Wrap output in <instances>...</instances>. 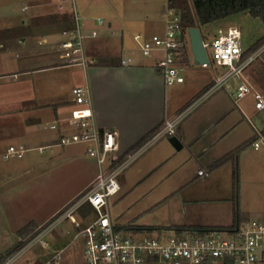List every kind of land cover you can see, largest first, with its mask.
<instances>
[{
	"label": "crops",
	"instance_id": "obj_1",
	"mask_svg": "<svg viewBox=\"0 0 264 264\" xmlns=\"http://www.w3.org/2000/svg\"><path fill=\"white\" fill-rule=\"evenodd\" d=\"M61 3L62 0H23L19 12L27 13L26 15L0 17V49L3 48L4 50H0V67L4 71L13 72V74H0V78L4 79L0 84L3 89L0 90H8L7 93H3L2 97H0V253H5L14 246L19 239L18 231L23 226L30 221H36L41 226L48 223L66 205L83 193L97 176V163L94 158L88 155V147L85 143L67 146L57 145L60 135L71 130L69 126L70 116L75 106L72 93L74 86L86 83L90 84L97 122L101 127H115L120 130L121 153H124L135 147L157 129L165 119V115H168L167 111H164L165 103L162 106L166 93L165 89L170 86H175L178 89L187 81L189 73L184 74V72L191 68L192 64L195 67L197 66V68L200 66L193 58L191 47H186L178 58V64L183 68L182 73L185 76V81L166 86L163 74L156 66L157 56H145L141 49V43L137 47H128V51L126 52H124L125 47L122 44V50H119L122 52L121 54L118 52L117 55L114 53L109 56L110 58H104L100 56V53L106 50L103 47L107 45L111 48L114 47L112 42L107 41V43H94L97 51L92 56L95 62L102 61L106 65H95L90 62L89 66L88 64L87 66L83 65V69L75 71L72 69L73 73L77 75L76 81L72 86H64L65 82L63 80L60 83L51 82V76L49 77L48 75L35 77L33 75L35 72L64 70L68 66H74L66 64L63 60V51L59 47V41L62 39L60 35L63 32L59 29L61 24L60 22L52 21L50 17L52 14L63 12L60 9ZM36 6H43L52 11L48 13L38 12ZM68 6L69 4L65 3L66 9L69 8ZM42 15H47L43 16L44 19L52 21L49 24L52 28L50 30L45 28L46 31L38 38L37 42L39 45L51 43L47 52L41 56L49 59L54 64H51L52 66L45 64L29 66L27 62L32 60V55L22 58L18 51L15 52V55H12L11 50L19 47L22 48L23 46H26L31 54L37 50V47L32 45L34 36H31L32 33H24L22 26L27 25L30 21L41 18ZM87 19L85 27L88 28L91 25L90 21L92 19ZM98 22L99 26L104 23V21L100 22V20ZM164 25L163 20V26L159 29L153 19H149L148 16L142 28H140L141 30L135 36L138 38V35L150 36L154 33L161 34L164 32ZM230 25L237 26L235 24ZM115 26H119V22L116 19L115 21H108L109 28L112 29ZM94 31L92 34L96 36L97 31L96 34H94ZM58 34L60 38L56 37ZM41 41L46 42L40 43ZM87 49L89 52L88 47ZM123 60L129 61L125 64ZM120 62L122 63L121 65L115 64ZM185 65H188L186 69ZM214 66L216 67L214 68V72L203 71L199 79H192L189 84L193 86V90L184 97L185 99L183 98L184 101L180 100V102L169 106L168 113L173 114L179 111L189 100L201 93L215 80L217 70L220 68L224 69V67ZM34 67L39 68L32 69ZM19 71H22V73ZM194 72L198 71H192V73ZM9 75L12 76L13 81L5 80ZM19 75L27 77L18 80ZM250 75L251 73L246 72L244 74L245 79L255 89L261 91L251 80ZM28 83L31 89L29 92L24 91L23 93L22 89ZM236 83L237 80H233L229 87L223 88L224 95L227 94L230 97L244 118L254 127L251 118L240 108V99L237 100L234 97ZM157 86H159L160 90L164 88V93L159 91L156 93L154 90H156ZM42 87L47 91L41 92ZM156 100H158L159 105H157ZM157 106H159V112H157ZM236 110L235 108H230L226 103H221L207 118L206 122L202 124V127H198L197 132L193 133L194 138H199V142L210 135L201 144V147H203L201 149L208 151V153L204 152V154H208V157H200L201 159L205 158L206 167L201 166L199 170L206 168L209 174L212 170L214 174L216 170L221 169L223 166H228V164L234 166L233 161L220 166H216L215 163L226 153L244 142L248 136L244 134L243 130H239L241 125L238 122L234 121L232 124L226 123L231 114L236 112ZM55 120H60V125L57 129L51 128ZM44 129H50L51 131ZM190 134L191 128L182 124L176 135H174L179 140L180 149L186 147ZM230 136H232L231 139L226 142ZM253 136L249 138L251 139ZM10 145H25L33 148L30 151L38 150L37 147L39 146H46L47 148L43 152L38 150L40 154L38 156L25 157V155L22 158L11 157L5 159L4 155ZM220 145L222 146L219 147ZM216 147H218V151L210 154ZM244 154L245 150L240 154L239 164L243 162ZM194 156H199V153H196ZM71 168L77 170V174L73 177L77 181L68 191L67 187L70 185L69 171ZM233 172L234 175L232 177L235 182V170ZM197 175L208 176V174L200 175L199 173ZM54 180L61 181L63 189L61 188L60 192L62 193L60 195H63L64 198L59 200L55 207L51 205L48 208H44L43 206L36 205L35 203L41 190L48 185H53ZM78 217H83L84 220L85 215L80 211ZM258 217H264V213H261V216ZM250 219L252 218L246 216L243 219H238L237 223L240 225ZM66 221L75 227L70 220H65L60 225H65ZM236 221V217L234 216V222L225 226H231ZM128 225L130 224L120 225L116 223L115 227L127 233H143V231L136 229H126L125 227ZM180 226L225 227L222 225L182 224L174 226L172 230H176V227ZM55 230L53 229L51 232L53 233ZM70 230L65 225L60 233H55L53 236L55 243L60 244L64 239L70 237ZM74 239L70 240L69 243ZM57 247L60 246L56 245L55 249Z\"/></svg>",
	"mask_w": 264,
	"mask_h": 264
},
{
	"label": "rangeland",
	"instance_id": "obj_2",
	"mask_svg": "<svg viewBox=\"0 0 264 264\" xmlns=\"http://www.w3.org/2000/svg\"><path fill=\"white\" fill-rule=\"evenodd\" d=\"M75 3L84 36L85 54L87 59L91 60L93 54L97 51L94 47V43L97 42L107 43L109 41L114 44L113 48L108 45L103 47L106 50L100 53V56L104 58H110V55L114 53L117 55L118 52L121 54L122 44L125 47L124 52L128 51V47H137L142 43L143 38H136L135 35L141 30L140 28H142L148 16L149 19H153L160 29L163 26V12L167 0H75ZM22 4L23 0H0V17L26 15L27 13L19 12ZM70 5L68 9L72 12L73 9ZM36 8L38 12L48 13L52 11L43 6H36ZM43 16L47 15H42L41 18L30 21L27 25L22 26L23 31L27 30L30 32L29 34L32 33L31 36H34L32 45L37 47V50L32 54L26 46L11 50L12 55H15V52L18 51L22 58L32 55V60L27 62L29 66L44 64L52 66L51 64H54L49 59L41 56L47 52L51 43L48 42L39 45L37 42L38 38L46 31L45 28L48 30L52 28L49 25L52 21L44 19ZM87 18L92 19L90 21L91 25L88 28L85 27ZM115 19L119 22V26H115L112 29L109 28L108 21H115ZM98 20H103L104 23L99 26ZM230 24H235L241 29L244 50L250 49L264 36V22L260 18L253 17L248 11L240 12L203 25L201 30L204 37L209 41L215 36L219 27L227 28L231 26ZM93 29L97 31L96 36L92 34ZM60 36L62 37V34ZM56 37L60 38L59 34ZM87 47L89 48V52ZM0 50L4 51L3 48ZM208 51L211 53L210 47ZM192 65L191 68L184 72V74L189 73L185 84L178 89L175 86H170L165 89L166 93L162 101V106L165 103L164 111H167L169 117L178 112L173 114L168 113L169 106L180 102V100L184 101V97L193 90V86L189 84L192 79L195 78L197 80L203 71L214 72V68H216L213 64L210 67H202L200 65L199 68L197 66L195 67L194 64ZM187 66L185 65V69ZM35 68L39 67L32 69ZM72 69L74 71L83 69V65L75 64L73 67L68 66L64 70L41 71L35 72L33 75L35 77L48 75L49 77L51 76V82L60 83L63 80L65 82L64 86H72L77 76L73 73ZM192 71L198 72L192 73ZM223 71L224 69L222 68L218 69L215 77L222 74ZM19 72L22 73V71ZM246 72L251 73V80L264 92V52L248 67ZM0 74H13V72L4 71L0 67ZM10 76L5 80L13 81L12 76ZM26 77L25 75H19L18 80ZM2 80L4 79L0 78V84ZM0 89H3L2 85H0ZM30 89L31 87L28 83L23 87L22 92H29ZM7 91L0 90V97H2L1 95L3 93H7ZM46 91L42 87L41 92ZM154 91L156 93L157 91L164 93V88L160 90L159 86H157ZM223 95L224 89L218 90L194 107L179 123L177 131L182 124L191 128V134L185 148L178 150L170 142L169 136H163L147 148L118 176L122 188L119 193L109 198V210L115 224L161 226L164 227L162 232L155 230L152 233L155 235L165 234L166 236H170L174 233L172 230L173 227L182 224H202L204 226L230 225L234 222L235 209H238L239 212L238 219H243L246 216L256 218L261 216V213H264V144L260 149H255L254 143L244 149L243 162L239 164L238 206L233 197L234 178L232 176L234 175L233 171L235 167L232 164L223 166L221 169L216 170L214 174L213 170L210 174L208 171V176L197 175L199 167H206L205 158L201 159L200 157H208V154H204V152L208 153V151L201 149L203 148L201 144L210 135L199 142V138H194L193 133L197 132L198 127H202V124L206 122L207 118L221 103H226L230 108L237 109L236 112L231 114L226 123L232 124V122L236 121L241 125L239 130H243L244 134L248 135L241 144L247 142L250 139L249 137L256 134L255 127L264 129V112L258 114L255 111L256 100L254 98V91L239 100L240 108L251 118L254 127L244 118L230 97L227 94ZM193 99L189 100L185 105ZM156 102L159 105L158 100ZM157 112H159V106H157ZM44 130L51 131L50 129ZM231 137L227 138L226 142ZM217 151L218 147L210 154L216 153ZM196 153H199V156H194ZM38 155H40L39 151L33 150L27 152L25 157ZM74 169L71 168L69 171L70 185L67 187L68 191L77 181V179L74 180L73 178L77 174V170ZM202 169L207 170L206 168ZM53 182H50L53 185H48L41 190V193L37 197L36 205L43 206L44 208H48L51 205L55 207L58 201L64 198L63 195H60L62 193L60 192L61 188L63 189L61 181L54 180ZM80 219L83 220V217ZM88 220L85 219V222H88ZM64 224L71 229L70 237L64 239L60 244L55 243L54 234L60 233L62 228L65 227V225H58L55 228V232L42 236L38 235L29 241L24 248L17 252L11 264H38L48 258L56 249H64L62 253V264H86L83 238H75L78 229L73 227L71 223L66 221ZM72 239L74 240L69 243ZM42 240L48 242L49 246L44 247ZM56 245L60 247L55 249Z\"/></svg>",
	"mask_w": 264,
	"mask_h": 264
},
{
	"label": "built area",
	"instance_id": "obj_3",
	"mask_svg": "<svg viewBox=\"0 0 264 264\" xmlns=\"http://www.w3.org/2000/svg\"><path fill=\"white\" fill-rule=\"evenodd\" d=\"M65 3L71 4L76 27L61 33L59 47L63 51V60L68 65L85 66L94 62V59L88 60L85 54L84 36L75 0H62L61 10L66 9ZM164 23L163 33L138 35V38H143L141 49L145 56H157L156 66L163 74L165 85L170 86L185 81L178 58L191 45L189 32L184 31L179 13L169 5L168 0L164 10ZM204 42L209 62L200 65L224 67L222 74L173 116L166 115L157 129L124 153H121L120 130L101 127L97 122L90 84L72 88L75 106L70 116L71 130L60 135L57 145L85 143L88 155L97 163V176L83 193L46 223L38 235L48 234L63 221L70 220L78 229L76 238H83L86 264H264V217L252 218L234 229H176L170 236L155 235L152 232L127 233L116 229L111 218L109 198L121 190L118 176L158 139L176 135L179 123L199 103L237 80L235 99L239 100L254 91L255 110L257 113L264 112V93L255 89L244 77L248 67L264 52V41L245 52L241 29L229 26L218 28L215 36ZM209 47L211 53L208 51ZM129 60L123 62L126 64ZM59 125L60 120H55L51 128L57 129ZM255 131L257 138L254 147L260 149L264 144V132L261 128H256ZM46 148L37 147L41 152ZM32 149L25 145H10L4 157L22 158ZM198 173L207 175L208 171L200 169ZM87 204L93 210L82 220L78 213ZM85 219H89L88 222ZM42 245L47 247L48 242L42 240ZM63 251L64 249L54 250L43 264H62ZM16 254L17 252L9 255L3 264H11Z\"/></svg>",
	"mask_w": 264,
	"mask_h": 264
},
{
	"label": "trees",
	"instance_id": "obj_4",
	"mask_svg": "<svg viewBox=\"0 0 264 264\" xmlns=\"http://www.w3.org/2000/svg\"><path fill=\"white\" fill-rule=\"evenodd\" d=\"M168 3L171 7L175 8L180 15L181 24L186 33L190 27H201L203 25L209 24L216 20L248 11L253 17L260 18L264 22V0H168ZM52 21L60 22V31L64 30H73L76 27V20L73 11L69 9L63 10L56 14L50 16ZM26 34H29V31H23ZM205 38V37H204ZM206 39V38H205ZM264 41V36L260 38L250 49L245 50V52L255 48L261 42ZM95 65H106L102 61L91 62ZM116 65H121L122 63H115ZM264 132V129H263ZM257 135L255 134L247 142L237 146L235 149L226 153L221 157L216 163V166L223 165L227 162L233 161L235 167V182H234V198L236 200L237 206L239 203V157L245 148L253 144L256 140ZM93 207L90 204H87L81 213L85 216L91 213ZM236 222L231 226L225 227H176L177 230H198V229H208V228H223V229H234L239 226L238 209H235ZM45 225L41 226L36 221H30L25 226H23L19 231V239L7 252L0 253V264H3L6 258L21 250L25 245L29 243L33 238H35L42 230ZM126 229H136L145 232H153L155 230L162 231L164 227L161 226H140L130 224ZM118 229V228H116ZM120 230V229H118ZM44 260L38 264H43Z\"/></svg>",
	"mask_w": 264,
	"mask_h": 264
},
{
	"label": "water",
	"instance_id": "obj_5",
	"mask_svg": "<svg viewBox=\"0 0 264 264\" xmlns=\"http://www.w3.org/2000/svg\"><path fill=\"white\" fill-rule=\"evenodd\" d=\"M190 45L193 53V58L198 64L209 62V56L205 47V39L199 27H190L189 30ZM170 141L177 149L181 148L179 140L176 136H172Z\"/></svg>",
	"mask_w": 264,
	"mask_h": 264
}]
</instances>
